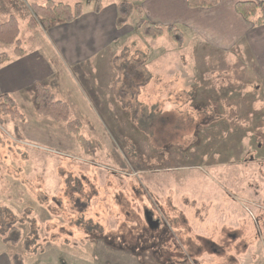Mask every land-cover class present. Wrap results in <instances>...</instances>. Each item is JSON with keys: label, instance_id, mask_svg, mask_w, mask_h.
Segmentation results:
<instances>
[{"label": "rangeland", "instance_id": "1", "mask_svg": "<svg viewBox=\"0 0 264 264\" xmlns=\"http://www.w3.org/2000/svg\"><path fill=\"white\" fill-rule=\"evenodd\" d=\"M47 2L0 0V24L18 20L46 66L38 84L69 106L89 145L37 113L35 86L10 93L25 121L0 124V230L17 223L22 241L0 233V264L15 253L25 264H264V60L245 42L217 50L191 25L177 26L183 47L145 38L137 14L123 41L70 56L57 28L66 23L28 26L30 6Z\"/></svg>", "mask_w": 264, "mask_h": 264}, {"label": "crops", "instance_id": "2", "mask_svg": "<svg viewBox=\"0 0 264 264\" xmlns=\"http://www.w3.org/2000/svg\"><path fill=\"white\" fill-rule=\"evenodd\" d=\"M180 1V9L175 8L174 2L176 0H147L141 5V8L146 18L160 27L181 25L183 28H189L188 25H191L193 32L206 33L211 38L210 43L217 50L226 53L245 42L250 50L256 52L259 60H264V26L255 27L253 23L245 20L236 11V4L243 1L228 0L226 4L220 0V4L216 8L196 10L189 9L185 0ZM245 1L264 5V0ZM174 9L175 11L170 13ZM116 18L117 12L114 5L108 9L104 7L100 14L94 13L90 16L83 14L80 19L72 24L58 26L57 28L61 32L60 39H67L63 50L71 56L70 53H76L77 50L91 51L94 49L93 44L98 45L96 49L103 50L123 41L128 36L129 31L125 29L126 26L121 30L117 29ZM70 41L77 47L73 51L68 47ZM26 55L19 58V61L0 68V95L18 92L27 86L33 88L43 79L46 66H42L41 59L34 52ZM259 70L264 79V73H262L264 62H261ZM227 132H233L232 128L229 127ZM257 148L264 150L263 145H259ZM248 196L246 193L245 197ZM259 201L263 200L260 199ZM245 203H250V207L252 204L256 207L263 205L261 203L256 205L255 202L251 203L249 200H246Z\"/></svg>", "mask_w": 264, "mask_h": 264}, {"label": "trees", "instance_id": "3", "mask_svg": "<svg viewBox=\"0 0 264 264\" xmlns=\"http://www.w3.org/2000/svg\"><path fill=\"white\" fill-rule=\"evenodd\" d=\"M117 2L116 5V27L123 29L130 21V19L137 14L139 22L138 29L145 38L157 40L164 35H168L170 40L178 47H183L186 43L185 33L177 28V26H168L166 29L149 21L143 9L140 6H135L129 0H112ZM189 9H212L220 4V0H185ZM92 3L93 0H78V2L71 6L63 3H56L53 0H48L45 5H32L30 9L32 15L28 26L30 28L42 27L48 29L59 22L72 24L80 19L84 14V3ZM103 9L102 0L95 2V14H100ZM236 11L247 21L253 23L255 27L264 26V5L252 1L238 2L236 4ZM20 25L18 20L12 16L8 21L0 24V44L4 46L14 47L13 55L0 54V66H5L13 61L14 58H22L27 54L22 41L20 40ZM121 60L119 57L114 58V63ZM35 102L37 113L40 116L50 118L57 123H67L69 132L77 137L78 142L82 147L89 145L87 140L81 135V124L78 121L69 122L70 108L69 106L55 98L54 94L46 86L42 84L35 85ZM118 94L126 95L125 91H119ZM139 94V93H138ZM119 96V95H118ZM122 96V95H121ZM139 95H136L135 104L138 103ZM121 105L132 107L134 102H126L122 97ZM25 121L24 115L18 108V103L10 94L0 95V124H5L7 120ZM4 243L10 245H19L22 241L21 230L17 227V223L2 225L0 230ZM36 241H33V245ZM12 264H25L24 255L15 253L11 257Z\"/></svg>", "mask_w": 264, "mask_h": 264}, {"label": "water", "instance_id": "4", "mask_svg": "<svg viewBox=\"0 0 264 264\" xmlns=\"http://www.w3.org/2000/svg\"><path fill=\"white\" fill-rule=\"evenodd\" d=\"M146 215H147L146 217H147V221H148L149 225L151 227H154L155 222H153V219L150 216H148L149 214H146Z\"/></svg>", "mask_w": 264, "mask_h": 264}, {"label": "flooded vegetation", "instance_id": "5", "mask_svg": "<svg viewBox=\"0 0 264 264\" xmlns=\"http://www.w3.org/2000/svg\"><path fill=\"white\" fill-rule=\"evenodd\" d=\"M155 226V225H154Z\"/></svg>", "mask_w": 264, "mask_h": 264}]
</instances>
